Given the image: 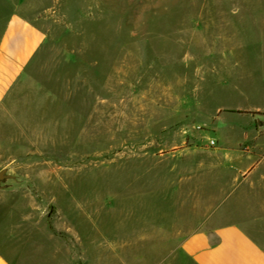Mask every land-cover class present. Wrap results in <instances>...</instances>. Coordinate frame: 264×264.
<instances>
[{
    "label": "rangeland",
    "instance_id": "374dc122",
    "mask_svg": "<svg viewBox=\"0 0 264 264\" xmlns=\"http://www.w3.org/2000/svg\"><path fill=\"white\" fill-rule=\"evenodd\" d=\"M34 1L47 42L26 131L0 148L29 187L0 192V223L26 211V262L85 256L87 235L110 243L105 262H154L204 206L175 181H211L215 205L189 150L222 143V116L264 119V0Z\"/></svg>",
    "mask_w": 264,
    "mask_h": 264
},
{
    "label": "crops",
    "instance_id": "0c3cea01",
    "mask_svg": "<svg viewBox=\"0 0 264 264\" xmlns=\"http://www.w3.org/2000/svg\"><path fill=\"white\" fill-rule=\"evenodd\" d=\"M37 11L34 0H0V148L15 145L13 137L2 134L4 129L26 131V77L47 42ZM220 123L218 130L227 128V123L231 129L222 133L220 145L189 150L197 159L193 168L214 180L215 205H207L211 181H175L174 189L202 185L204 206L193 205L195 219L186 230L176 233V221L172 223L171 246L158 248L154 262H105L101 252L110 250V243L91 235L86 237L85 256L64 258L58 250L44 262H26V211H22L19 223H12L11 217L5 218V225L0 223V264H264V129L258 130L255 118L247 115L222 116Z\"/></svg>",
    "mask_w": 264,
    "mask_h": 264
},
{
    "label": "water",
    "instance_id": "95a60500",
    "mask_svg": "<svg viewBox=\"0 0 264 264\" xmlns=\"http://www.w3.org/2000/svg\"><path fill=\"white\" fill-rule=\"evenodd\" d=\"M256 126L258 130L264 129V119L262 117H257ZM21 186L28 188V180L14 174L8 167L0 170V192L14 190Z\"/></svg>",
    "mask_w": 264,
    "mask_h": 264
},
{
    "label": "built area",
    "instance_id": "2783aa9c",
    "mask_svg": "<svg viewBox=\"0 0 264 264\" xmlns=\"http://www.w3.org/2000/svg\"><path fill=\"white\" fill-rule=\"evenodd\" d=\"M214 144H215V142H214V141H211V142H210V145H214Z\"/></svg>",
    "mask_w": 264,
    "mask_h": 264
}]
</instances>
